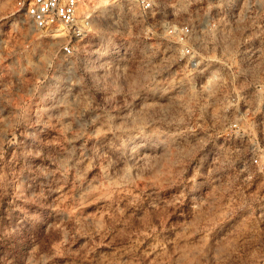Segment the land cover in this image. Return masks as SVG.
I'll use <instances>...</instances> for the list:
<instances>
[{"label":"rangeland","instance_id":"1","mask_svg":"<svg viewBox=\"0 0 264 264\" xmlns=\"http://www.w3.org/2000/svg\"><path fill=\"white\" fill-rule=\"evenodd\" d=\"M16 1L0 0V264H264V201L231 161L264 48L195 32L184 55L167 30L203 25L200 0H88L79 37Z\"/></svg>","mask_w":264,"mask_h":264},{"label":"built area","instance_id":"2","mask_svg":"<svg viewBox=\"0 0 264 264\" xmlns=\"http://www.w3.org/2000/svg\"><path fill=\"white\" fill-rule=\"evenodd\" d=\"M142 13L152 11L158 0H127ZM208 19L203 25L176 24L167 30L168 35L182 45L184 55H191L195 44L193 34L202 39L215 40L212 47L264 48V0H200ZM88 0H17L16 11L39 31L62 28L68 35L79 37L89 24V16L81 14ZM247 23V24H242ZM240 32L241 34H238ZM206 46H208L206 44ZM72 54L69 44L63 46ZM254 91V90H253ZM250 100L243 99L237 106L244 108L233 128L241 136L238 154L231 159L235 172L248 177L255 201H264V85L255 88ZM240 101V100H239ZM242 120V121H240Z\"/></svg>","mask_w":264,"mask_h":264},{"label":"bare ground","instance_id":"3","mask_svg":"<svg viewBox=\"0 0 264 264\" xmlns=\"http://www.w3.org/2000/svg\"><path fill=\"white\" fill-rule=\"evenodd\" d=\"M106 0H97V3L96 4H101V3H104ZM63 29L62 28H58L56 30H50V31H46V32H61Z\"/></svg>","mask_w":264,"mask_h":264}]
</instances>
